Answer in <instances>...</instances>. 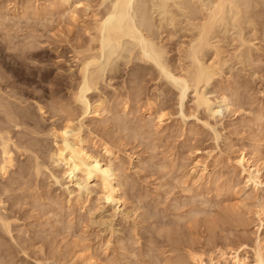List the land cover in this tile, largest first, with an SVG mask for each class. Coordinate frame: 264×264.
<instances>
[{
  "label": "rangeland",
  "instance_id": "374dc122",
  "mask_svg": "<svg viewBox=\"0 0 264 264\" xmlns=\"http://www.w3.org/2000/svg\"><path fill=\"white\" fill-rule=\"evenodd\" d=\"M183 1L170 2V17L157 0H133L131 8L137 24L141 11L153 13V41L174 74L188 63L185 51L196 39L202 6L213 0ZM259 1L243 0L247 12L237 0L243 18L234 21L228 9L225 23L223 19L213 31V45L204 49L206 63L219 44L226 56L222 72L204 87L205 95L216 103L226 95L231 107L217 103L211 116L194 107V92L189 91L182 108L178 87L152 61L137 58L139 49L131 55L128 48L134 43L125 39L130 47L124 43L125 49L118 48L109 64L103 57L94 66L102 74L88 97L92 103L104 101L106 110L86 116L74 101L83 56L76 54L91 51L86 49L96 34L93 25L112 0H0L1 101L12 102V110L20 114H33L21 119L27 124L11 125L14 165L5 175L0 171L5 204H0V213L11 226L10 233L0 223V263L89 264L92 253L99 264H175L178 258L197 264L189 259L190 252L204 262L210 257L217 262L219 251L242 244V254L252 264L250 247L264 236L254 206L259 192L246 186V175L234 159L241 152L264 158V0ZM187 2L191 9H186ZM195 6L201 16L190 13ZM94 43L92 51L97 53L91 52L98 54ZM69 120L82 125L94 154L102 156L103 141L112 142L115 156L105 154L102 159L111 156L122 171L123 203L105 199L94 180L80 191L63 176V166L51 161L54 129ZM21 143L27 144V151ZM197 163L207 164L206 173ZM261 171L264 181V168ZM260 195L264 198V190Z\"/></svg>",
  "mask_w": 264,
  "mask_h": 264
},
{
  "label": "bare ground",
  "instance_id": "6f19581e",
  "mask_svg": "<svg viewBox=\"0 0 264 264\" xmlns=\"http://www.w3.org/2000/svg\"><path fill=\"white\" fill-rule=\"evenodd\" d=\"M65 1H68V0H62L63 3H65ZM102 1H105V0H102ZM132 1L133 0H112V4L110 5V8H108V10L106 9L107 12L97 21L96 25H93L95 27H94V30L92 32L95 31L94 33H96V34L92 37H90V36L89 37L93 40V42H95L94 44L98 43V47H97L98 48L97 49L98 54L92 53L93 51L97 53L96 49H94L92 51V49L94 47L91 44L93 42H90L89 43L90 45H88V48L86 49L88 51L89 50L92 51V52L91 51L87 52V53H89V55H87V53L85 54L84 51H78L76 54V56H81V54L83 56L80 57V58H82L80 60V64H79V73L81 75V77H80L81 80L78 83L77 91L74 90L75 91L74 101L79 102L81 104L80 106H82L83 115L87 116L88 114L91 113L95 116H100L101 114L104 113L103 111L106 110V108H104V101H98L96 103H94V102L92 103L88 97V93L90 91H92L93 88L97 87V84L99 83L98 79L100 78V75L102 74V73L101 74L99 73V71H102V70L99 69V67L98 68L95 67V69H94V66H96V65L99 66V64H101L100 60L103 57L106 58V62L108 63L112 59V56L116 52L120 51V50H118V48L126 45L124 43H128V41H132V43H134V44H132V46H133L132 49L128 48L131 55L135 51V48L139 49L137 52L138 56L135 55V56H137V58H139L141 60L149 61V62L152 61L155 65V67H157L160 70L161 74H163V76L169 77V79H171L173 81V83L178 87V89L180 91V95H179L180 99L179 98L178 99L180 100L182 108L184 105L183 103H184L185 97L187 96L189 91L194 92V105H195L194 107H196V109H198V110L203 109L204 111L209 113V115L211 114V116L212 115L215 116V110H216L215 105L217 103H223L226 106L231 105L230 103H232V102L229 101L230 97L228 98L226 95H222L221 99H219V102H217V103L212 102V100H210L205 95L206 89H204V87L208 86V84L211 82V80H213V78L219 74L220 69H222L221 68L222 66L220 67V64L223 61L222 59L225 58L226 56L223 57L224 56L223 53H225V52L222 51L221 47H218L220 45L219 44L217 47H215L216 49H215V53L213 55L214 57H213L212 61L210 63L209 62L206 63L204 56H207V55H204V53L206 54L207 52H204V49L206 50V46L210 48V45H213V44H211V39H212L211 36L214 35L213 31L215 30V27H217L216 25L219 22L223 21V19L226 17L225 15L227 13V10L228 9H230L229 11L233 10L230 13L234 14V17L232 16L234 18V21H236L235 17L238 18L237 19V22H238V20L241 16L239 14H242L244 12V10H243V12L241 11L242 7H241V9L239 7L242 4H244V2L247 3L248 1L243 2V0H242L243 3L241 5H238L239 2L237 4V0H213L211 4L208 3L209 5H206V4L203 5L204 4V1H203V4H201V5H203L202 7L204 8V10H202V12L203 11L204 12L202 13V17L197 21V22L201 21V23H199V25L196 24L197 30H198V32H196L197 36L193 35L196 37V39L194 38L195 41H193V40L191 41L192 43L188 46L187 50L184 49V50H186L185 51L186 54H185V56L184 55L183 56L185 57L186 60L188 59L187 60L188 63L185 60H183V63H184V61H185V63L183 65L181 64L182 66L180 67V69L175 74L172 72V70H170L168 68V66L166 65L167 62L164 63V61H163V59H164L163 58V56H164L163 55V53H164L163 49L158 47L159 45L158 46L155 45V44H157L155 40L153 41V39H155L154 35H153L154 32L152 31L155 29V26H154L155 23L153 24V22H152V17H153L152 14L153 13L150 11L152 14H148L147 12L149 11V9H148V11L147 10H143V11L140 10L142 12V13H140L141 15H139V16H141L139 18L141 22H140V24H137L136 21L131 16ZM157 1H158L157 4L161 8V10H163V12L168 15V13L172 10V9H170V6H171L170 2L173 0H157ZM197 1H199V3H200L201 0H197ZM238 1H240V0H238ZM250 1L252 2V0H250ZM180 2H182V1H180ZM190 2L191 1H189V3ZM192 2H194V0H192ZM254 2H255V0H254ZM102 4H104V3H102ZM187 4H188V2H187ZM187 4L185 6L186 9H187V6L189 8L191 3L188 5ZM256 4H259V3L256 2L255 5ZM144 5L146 6V4H144ZM192 5H191V7H193ZM245 5L246 4H244L242 6L245 8L246 7ZM249 5H250V3H247V7ZM259 5H257V6H259ZM180 7H181V5H180ZM249 7H251V6H249ZM140 9H143V8H140ZM189 9H191V8H189ZM193 9H194V11L190 10V13L192 12L191 14L193 15V17H194V14L195 15L198 14L196 16H199L201 10H198V9H200V8H196V6H195V8H193ZM248 11L249 10L247 8V12ZM163 12L161 11V14L164 15ZM1 15H3V14H1ZM235 15H238L239 17L235 16ZM170 16H171V14H170ZM200 16H201V14H200ZM227 16H229V15L227 14ZM165 17H166V15H165ZM189 17L191 18V16H189ZM242 18H240V19H242ZM246 18H248V17H246ZM196 19L197 18H195V20ZM4 20H6V19H4ZM225 20L226 19H224V21H223L224 23H225ZM3 22H1V23L3 24ZM223 22H221L220 24H223ZM240 22H242V21H240ZM240 24H242V23H240ZM152 28H154V29H152ZM96 35H97V37H96ZM155 37H156V35H155ZM125 39H129V40L125 41ZM96 40L97 41L99 40L100 42H96ZM242 40L243 39H241V41ZM127 45H128V47L131 46V45L129 46V43ZM216 45L214 44V46H216ZM125 47L126 46H124L123 50L125 49ZM209 48H208V50H209ZM128 50H126V51H128ZM90 52H91V54H90ZM182 58H181V60H182ZM181 60H180V62H181ZM92 67H93V69H92ZM101 68H103V67L101 66ZM104 69H105V66H104L103 70ZM220 72H222V71H220ZM0 84H2V83L0 82ZM223 94H225V93H223ZM3 97H5V95ZM2 99H4V98H2ZM2 99L0 97V113L1 112L4 113V115L0 114V171H1V173H3L5 175L10 170V168L14 165L13 162L15 160L13 157L14 153H12V149L10 148V143L11 142L13 143L12 136L10 135V134H12L11 132L13 129L11 125L13 124L14 126H19V123L22 124V122H24L22 120H25L26 118L30 119V116L33 117V114L31 112H30L31 115L29 114V112H22L20 114V113H18L20 110H18V111L16 110L17 112L15 110H12L13 108H11V106L9 105L12 102L8 104L7 101H4V102H6L4 104V102H2L3 101ZM7 100H9V99H7ZM100 100H102V99H100ZM17 107L15 109H18ZM39 107H40V105H39ZM229 107H231V106H229ZM40 109H41V107H40ZM23 111H26V110H23ZM74 118H73V120H74ZM160 118L161 119L159 121L161 124V121H163V120H162V117H160ZM17 119H19L21 122H18ZM28 119H26V120H28ZM80 122L82 123V121H80ZM24 123L27 124L26 122H24ZM73 123H71L69 120L68 123L66 121V124H64L63 126H60L59 128L54 129L53 134L56 138V142H55L56 148L51 155V158H52L51 161H53L54 164H57L59 166H63V168H64L63 176L65 175L67 178H69L70 183H73V184L75 183L76 186L78 185L80 191H82L83 188L87 189V187H88L87 185L92 180H94L100 184V188L103 192L105 199H107L108 201H112L114 203H117V204H119L121 202L123 203L124 200L122 201L123 197L120 193L122 183L119 181V179H121V178H119V176H118V174H119L118 171L119 172H122V171L119 170L120 169L119 167L116 168L114 162L111 159V156H115V153H114L115 151L113 150L112 142L108 141V140L103 141V143L101 145L103 155L106 154L108 156L109 155H111V156H110V158L104 157V159H102L103 155L102 156H99V154L96 155V154H94L95 151L91 152V150L89 149L90 145H88V140L82 135V128H83L82 125L76 126ZM215 131H217V130H215ZM217 135H218V133H217ZM23 143H25V142H23ZM23 143H21V146H23L24 148L23 147L22 148L26 149V151H27V148H25V147H28V146H27V144L24 145ZM16 145H17V143L15 142V148H16ZM21 146H19V147L21 148ZM19 147H17V149ZM256 153H258V152L256 151ZM253 154H255V153H253ZM114 159H115V157H114ZM234 160H235L234 163L238 166V168L239 167L241 168V172L246 175V177H245L247 179L246 180V183H247L246 186H248L249 188H252L257 193L259 192V194L257 195V198H256L257 203H256V205L254 204V206H257L256 216L258 217L259 229H260L261 227H264V198L262 197L263 195H260V192L264 190V181L262 180L263 177L261 174V172H262L261 170H262V168H264V158H262L260 156V158L254 159V156L248 157V155L241 152L236 157V159H234ZM31 164H32V162H31ZM117 166H119V164ZM197 166L199 167V170L201 173H203V174L206 173V171L208 169L207 164H202V163L198 164L197 163ZM38 167H39V165H38ZM40 167H41V165H40ZM40 170H42V169L40 168ZM40 170L37 169V172L40 173ZM55 175H52V176L55 177V179L58 183L61 178H58V176H55ZM37 176L39 177V175H37ZM59 177H61V176H59ZM62 179H64V177ZM7 188L8 187H6V189ZM2 189H0V204L5 205L4 203H2V202H4V199L2 198V195H3ZM6 189H5L4 193H6ZM87 192L89 193L90 191H87ZM252 195H250V196L253 197ZM0 208H2L1 205H0ZM2 215H3V213H2ZM2 215L0 213V223L3 226V229L5 228L8 232H10V230H11V228H10L11 226L9 223L10 221L7 222L8 219L7 220L4 219L3 218L4 216H2ZM245 247H246V245L244 246L241 244L238 248H235V250H233V248H232L231 249L232 251L231 250H229L228 252H226L224 250L219 251V260L217 262L214 260L213 257H210V260H208L209 262H204L203 258L200 255L198 256L197 254H195V252H193V253L190 252L189 259L193 260L197 264H248V260H247L248 257L245 254L244 255L242 254V251L244 250ZM250 248H251L250 250L252 252V264H264V236L259 235L257 237L255 243L253 244V247H250ZM91 254L87 258L89 264H99L100 262H98L97 259H95L93 256H91ZM0 264H2V261ZM175 264H187V260H186V258H178V261Z\"/></svg>",
  "mask_w": 264,
  "mask_h": 264
}]
</instances>
